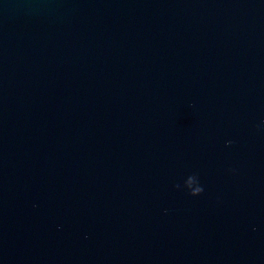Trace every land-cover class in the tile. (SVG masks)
Here are the masks:
<instances>
[{"label":"water","instance_id":"1","mask_svg":"<svg viewBox=\"0 0 264 264\" xmlns=\"http://www.w3.org/2000/svg\"><path fill=\"white\" fill-rule=\"evenodd\" d=\"M262 120L264 0H0V264H264Z\"/></svg>","mask_w":264,"mask_h":264},{"label":"clouds","instance_id":"2","mask_svg":"<svg viewBox=\"0 0 264 264\" xmlns=\"http://www.w3.org/2000/svg\"><path fill=\"white\" fill-rule=\"evenodd\" d=\"M260 126H264V120H262L261 122H260V125H257V127H260ZM226 144H230L231 143V141L229 140V141H226L225 142ZM234 171V170H233ZM201 192H203V189H198L197 190V193H195L196 195H199ZM189 195H193V193H189Z\"/></svg>","mask_w":264,"mask_h":264}]
</instances>
